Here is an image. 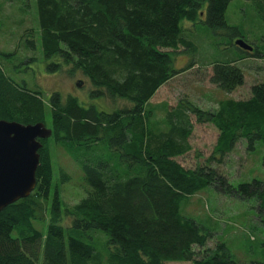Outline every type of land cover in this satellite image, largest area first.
Instances as JSON below:
<instances>
[{
    "label": "trees",
    "instance_id": "16d2710c",
    "mask_svg": "<svg viewBox=\"0 0 264 264\" xmlns=\"http://www.w3.org/2000/svg\"><path fill=\"white\" fill-rule=\"evenodd\" d=\"M232 1L36 0L38 52L49 63L46 71H78L92 87L90 98L123 104L107 111L57 93L44 100L5 73L13 54L0 53V120L51 130L49 139L39 141L34 191L0 212V264H237L224 243L207 248L211 234L184 218L180 203L213 187L255 201L264 214L262 182L232 186L210 166L221 165L241 140L248 152L258 143L264 147V84L252 86L247 100H224L215 110L179 102L164 113L165 130L154 126L146 109L163 85L193 69L175 70L173 57L195 50L181 24L202 22L203 5L210 31L249 44L225 22ZM243 1L252 2L264 23V0ZM242 53L211 64L209 83L226 93L241 87L237 62L264 59L254 47ZM192 118L211 124L218 135L205 164L185 169L176 159L190 151ZM55 148L79 166L89 188L73 206L61 200L69 176L59 170L61 181L53 182ZM46 219L45 232L34 226Z\"/></svg>",
    "mask_w": 264,
    "mask_h": 264
},
{
    "label": "rangeland",
    "instance_id": "374dc122",
    "mask_svg": "<svg viewBox=\"0 0 264 264\" xmlns=\"http://www.w3.org/2000/svg\"><path fill=\"white\" fill-rule=\"evenodd\" d=\"M205 11L206 5H203L201 13L205 14ZM203 14L200 23L192 25L183 21L181 24L191 34L189 40L195 50L178 53L173 57L175 70L190 65H194L193 69L167 82L146 104V109L153 112L152 123L160 130H165L163 123L166 110L174 109L179 102L188 101L203 111L215 110L218 103L224 100H247L251 96L252 86L264 84V59L254 57L237 62L244 83L232 93H226L209 83L211 64L243 56L242 52L245 51L234 46L233 37L225 31H210L204 23ZM36 18V0H0V53L13 54L5 64V73L16 81L23 80L27 89L42 93L44 100L57 93L62 100L73 96L85 106L96 105L107 111L116 105L122 106V102L90 98L92 87L78 71L70 74L66 67L55 73L46 71L45 66L49 63L38 52L40 42ZM225 22L228 27L237 28L248 45L260 53L264 52V23L258 18L252 2L234 0L229 3ZM191 120L193 130L188 140L190 151L176 159L185 169H195L205 164L213 153L218 135L211 124H196L194 118ZM246 148V142L241 140L221 165L210 164L232 186L250 183L252 180L264 184V147L258 143L252 152ZM52 167L54 183L56 179L61 181L59 170L70 178L61 184V200L64 205L73 206L86 196L89 188L83 181L81 169L60 148L53 150ZM180 212L184 218L195 221L211 234L207 248L212 249L218 243H224L237 264L264 262V214L259 212L255 201H241L208 187L183 199ZM47 224L46 219L34 226L45 232ZM103 239L105 241L104 236ZM98 249L102 251V247L98 246Z\"/></svg>",
    "mask_w": 264,
    "mask_h": 264
},
{
    "label": "water",
    "instance_id": "95a60500",
    "mask_svg": "<svg viewBox=\"0 0 264 264\" xmlns=\"http://www.w3.org/2000/svg\"><path fill=\"white\" fill-rule=\"evenodd\" d=\"M234 45L246 52L253 50L242 39ZM50 137L51 130L42 123L22 125L0 120V212L34 191L39 141Z\"/></svg>",
    "mask_w": 264,
    "mask_h": 264
}]
</instances>
